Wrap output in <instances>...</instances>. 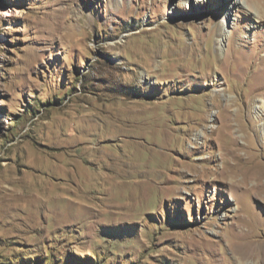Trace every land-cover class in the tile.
<instances>
[{
  "label": "rangeland",
  "instance_id": "rangeland-1",
  "mask_svg": "<svg viewBox=\"0 0 264 264\" xmlns=\"http://www.w3.org/2000/svg\"><path fill=\"white\" fill-rule=\"evenodd\" d=\"M260 1L0 0V264L264 263Z\"/></svg>",
  "mask_w": 264,
  "mask_h": 264
},
{
  "label": "bare ground",
  "instance_id": "bare-ground-1",
  "mask_svg": "<svg viewBox=\"0 0 264 264\" xmlns=\"http://www.w3.org/2000/svg\"><path fill=\"white\" fill-rule=\"evenodd\" d=\"M249 9H251L256 15L260 16L261 18H264V1L259 3H251L249 4ZM223 46V45H222ZM250 254V253H249ZM252 254V253H251ZM250 254V255H251ZM256 255L252 254L254 256V259L260 260L261 256L259 253H255ZM264 264V263H263Z\"/></svg>",
  "mask_w": 264,
  "mask_h": 264
}]
</instances>
